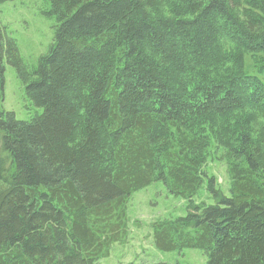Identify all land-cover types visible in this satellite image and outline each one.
Wrapping results in <instances>:
<instances>
[{
    "label": "trees",
    "instance_id": "16d2710c",
    "mask_svg": "<svg viewBox=\"0 0 264 264\" xmlns=\"http://www.w3.org/2000/svg\"><path fill=\"white\" fill-rule=\"evenodd\" d=\"M48 1L33 70L0 26V85L6 59L42 108L0 111V264H99L157 181L188 200L152 223L157 248L264 264V0ZM205 181L212 204L194 200Z\"/></svg>",
    "mask_w": 264,
    "mask_h": 264
},
{
    "label": "rangeland",
    "instance_id": "374dc122",
    "mask_svg": "<svg viewBox=\"0 0 264 264\" xmlns=\"http://www.w3.org/2000/svg\"><path fill=\"white\" fill-rule=\"evenodd\" d=\"M50 8L48 0H9L0 4V26L16 39L20 57L28 70L38 65L39 57L46 53L55 40L56 17L43 12ZM4 84L0 85V111L13 112L17 119L29 120L42 111L32 103L15 68L4 60ZM222 153L221 150H219ZM219 154H217L218 156ZM207 170L225 194H230V178L225 161L214 157ZM195 202H215L205 181ZM188 200L170 193L162 181L135 191L128 203L130 234L125 242L112 245L110 254L99 264H128L131 262H166L167 264H206L202 250L185 248L164 251L153 241L152 223L164 218L187 214Z\"/></svg>",
    "mask_w": 264,
    "mask_h": 264
}]
</instances>
